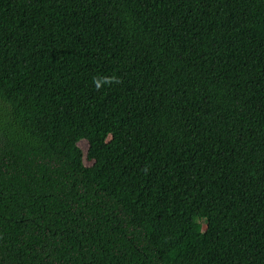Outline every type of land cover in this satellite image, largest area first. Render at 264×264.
<instances>
[{
    "label": "trees",
    "instance_id": "16d2710c",
    "mask_svg": "<svg viewBox=\"0 0 264 264\" xmlns=\"http://www.w3.org/2000/svg\"><path fill=\"white\" fill-rule=\"evenodd\" d=\"M0 264H264V0H0Z\"/></svg>",
    "mask_w": 264,
    "mask_h": 264
},
{
    "label": "rangeland",
    "instance_id": "374dc122",
    "mask_svg": "<svg viewBox=\"0 0 264 264\" xmlns=\"http://www.w3.org/2000/svg\"><path fill=\"white\" fill-rule=\"evenodd\" d=\"M80 145H81L82 147H84V148H87V147H88V143H87L86 141H82V142L80 143ZM86 164H87V165H90L91 162H89V161L87 160V161H86Z\"/></svg>",
    "mask_w": 264,
    "mask_h": 264
}]
</instances>
